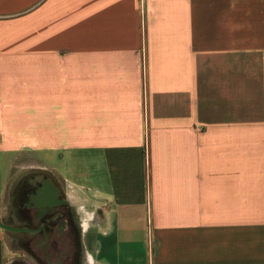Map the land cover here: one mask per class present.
<instances>
[{"label":"crops","instance_id":"obj_1","mask_svg":"<svg viewBox=\"0 0 264 264\" xmlns=\"http://www.w3.org/2000/svg\"><path fill=\"white\" fill-rule=\"evenodd\" d=\"M16 167L87 264H264V0H0L2 222Z\"/></svg>","mask_w":264,"mask_h":264},{"label":"flooded vegetation","instance_id":"obj_2","mask_svg":"<svg viewBox=\"0 0 264 264\" xmlns=\"http://www.w3.org/2000/svg\"><path fill=\"white\" fill-rule=\"evenodd\" d=\"M49 180L39 172L23 178L13 199L12 219L16 228L29 231L13 233L28 236L24 245L34 264H77L84 254L82 225L64 193L50 189Z\"/></svg>","mask_w":264,"mask_h":264},{"label":"rangeland","instance_id":"obj_3","mask_svg":"<svg viewBox=\"0 0 264 264\" xmlns=\"http://www.w3.org/2000/svg\"><path fill=\"white\" fill-rule=\"evenodd\" d=\"M35 170H22L20 167H16L13 169L11 173V177L8 180V183L5 188V202L7 205V214L9 213L10 216H12L15 207H14V196L16 190H18V187L21 185L23 181L24 175L33 174ZM5 224L16 227V224L14 220L10 218H7L4 221ZM17 227H23L17 226ZM5 231V230H3ZM5 239L6 244L4 246V260L5 264H12V262H28V264H34V260L30 257L29 252L27 251L25 247V241L28 239V236L26 234H20V233H13L10 231H5ZM84 253V251H83ZM86 254V253H85ZM77 264H87L86 255H81V261L77 262Z\"/></svg>","mask_w":264,"mask_h":264},{"label":"water","instance_id":"obj_4","mask_svg":"<svg viewBox=\"0 0 264 264\" xmlns=\"http://www.w3.org/2000/svg\"><path fill=\"white\" fill-rule=\"evenodd\" d=\"M48 185L50 187V189H53L54 191H56V186L53 184V182L51 180L48 181ZM0 229L5 230V231H10V232H25V231H29L26 228H16L10 225L5 224L4 222L0 221Z\"/></svg>","mask_w":264,"mask_h":264}]
</instances>
